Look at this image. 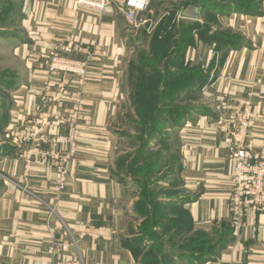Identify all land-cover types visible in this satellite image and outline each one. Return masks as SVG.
<instances>
[{"label": "crops", "instance_id": "crops-1", "mask_svg": "<svg viewBox=\"0 0 264 264\" xmlns=\"http://www.w3.org/2000/svg\"><path fill=\"white\" fill-rule=\"evenodd\" d=\"M76 1L21 2L22 21L16 25L24 32L2 40L21 65L10 74L5 72V78L0 72V92L6 95L0 101V264H47L50 260L55 264H137L124 239L125 189L113 170L128 56L122 33L125 0H110L103 13L79 10ZM243 1L241 11L227 13L228 1L198 0L195 16L187 15L193 14L190 7L183 12L185 19L199 22L204 14H215L241 37L237 46L224 48L218 73V67L213 72L215 61L202 67L213 60L212 45L199 40L196 33V46L186 52L207 76L202 96L193 104L195 115L189 114L177 130L178 173L183 191L192 197L180 204L190 211L192 231L216 237L214 228L222 223L226 230L214 257L194 264H264V209L234 218L228 202L232 189L228 152L236 120L231 106L223 105L224 99L255 91L248 140L252 154L262 146L264 135V0L250 5ZM208 2L221 6L201 9ZM57 45L65 48L69 58L88 63L78 150L59 198L54 170L38 154L36 141L43 134L67 135L75 128L73 104L65 94L75 91L76 80L68 74L51 75L47 69L48 53ZM46 80L53 86L50 104L42 110ZM52 244L56 245L54 256L47 252Z\"/></svg>", "mask_w": 264, "mask_h": 264}, {"label": "rangeland", "instance_id": "rangeland-1", "mask_svg": "<svg viewBox=\"0 0 264 264\" xmlns=\"http://www.w3.org/2000/svg\"><path fill=\"white\" fill-rule=\"evenodd\" d=\"M24 1L0 0V72L3 73L2 78H5V72L10 74L11 70H16L21 65V62L15 56L12 58L7 52L8 45L3 43L4 41L2 40L9 34L11 37H16L12 36L13 33L20 32L21 34L24 32L22 31L23 28H18V25H16L18 21H22V5L20 3ZM189 1L191 0H149L145 12H136L135 21L126 17V3L125 9L122 12V33L125 34L128 56L126 59L127 65L123 84L122 106L117 120L120 144L113 170L125 189L128 206L125 216L124 239L127 246L132 250L137 264H190L185 262L180 255L184 251V248L186 249V244L190 243L193 238L201 233V231L196 230L189 235L184 234L190 228L189 222H191V219L187 218V212L188 217H191L190 211L185 206H180V204H177L173 200L176 196L181 197L180 203L184 200L192 199L190 193L186 194L183 191L182 177L178 173L180 147L177 139V130L180 129L182 124L178 127L175 126L174 121L169 116L170 114L164 112V109L161 110V106L156 107L157 103L155 105L156 99L160 97L158 95L159 91H163L167 95L166 98H169L170 94L173 96L176 95V91H179L177 94H180V80L182 79L175 80L166 87L158 80H154L153 78H147L148 80H146L141 75L142 66L147 67L148 70L153 68V70L160 72L162 76H166L170 71L175 72L177 75H179V71L182 72L184 70L189 72V74L195 72V63L186 56L185 60L183 59L184 61L179 66H177L178 59L175 58L173 63L177 67L174 68L170 63L166 62L161 68L158 67L159 69H156L155 62H151V60H154V57H162V54L166 52V40L164 36H166L167 30H170L173 34L180 32L185 36L186 24L189 26L193 22L192 20L185 19L183 16L184 10L189 7ZM217 1H220L221 4H226L228 1L234 6H240L242 3L241 0ZM243 2L250 5L253 0H244ZM185 5L187 6L185 7ZM77 8L80 10L81 7L77 6ZM83 10L99 12L86 6ZM202 19L200 23L207 26L206 28L209 32L215 34L219 40L228 38L235 32L233 28H229L220 23L218 17V22L216 23L209 14H204ZM181 21L185 22L182 26ZM166 24L168 28H164ZM162 33L165 34L162 35ZM180 33L176 34V39L180 41L178 45H182L180 47H170V49L172 48V53L181 52L180 55L182 56L184 44L188 39H180ZM191 43L193 44L194 41ZM224 45L225 41L212 45L213 60L208 65H202L203 68L212 65L215 61L213 72L217 67V73L219 72V69L224 63V54L227 51V49H224ZM55 48H62L63 54L66 51L60 45L53 47L51 50ZM192 48L191 46L190 49ZM172 58L170 56V61ZM168 65H171L169 66L170 68ZM64 74L71 75L74 79H77L73 74ZM200 92L196 91L193 93L192 91H187L188 94H181L180 99L173 101V105L181 109H185L189 105L193 106L195 102L200 100L202 96V92ZM255 93V91H250L244 96L231 95V98L229 96L227 99H224L223 105L231 106L229 108L232 110L231 115L233 120H239L244 115L246 111L245 103L250 102L252 114L250 120L251 124H253ZM65 95L67 96L68 93ZM145 95H149V97ZM5 96L4 93L0 92V101L4 100L6 98ZM68 101L70 100L68 99ZM70 102L73 104L72 101ZM137 102L140 105L143 103V107L147 109L144 117L148 116L149 118L150 116L151 120H146L145 118L142 120L136 114ZM49 104L50 101L44 104L42 100V110H46ZM195 108H193V111L196 110ZM84 112L85 104L84 111L79 114L75 112V106L73 104V114L82 117L84 116ZM189 114H194V112L191 111ZM72 122L78 126L80 120H72ZM49 135V133H46L44 136L51 137ZM36 141L38 142L39 149H46L48 147L53 149L52 146L41 141L40 138ZM46 144L48 146H45ZM38 154L40 153L38 152ZM40 156L44 161L43 156L41 154ZM74 158L70 162H73ZM49 160L47 159L45 161L47 162ZM53 164L54 162L51 161L50 165L54 170ZM232 217L236 218L233 213ZM222 224V226L220 225L214 228L216 237L210 236L208 233L206 238L211 239V241L221 239L223 233L226 231L224 223ZM178 244L180 245L178 246ZM52 245L56 248L55 244ZM54 254L51 256H54ZM49 263L55 264L53 260H50L47 264Z\"/></svg>", "mask_w": 264, "mask_h": 264}, {"label": "built area", "instance_id": "built-area-1", "mask_svg": "<svg viewBox=\"0 0 264 264\" xmlns=\"http://www.w3.org/2000/svg\"><path fill=\"white\" fill-rule=\"evenodd\" d=\"M126 17L130 20L136 18V12H145L149 0H126ZM77 6L81 8H93L103 13L110 0H77ZM135 21V20H134ZM62 48H55L48 53L46 64L48 72L53 75L58 73H70L76 76L75 91L66 96V99L73 102L75 112L78 114L84 111V91L88 81V64L86 60H73L62 53ZM50 80L44 82V104L50 101L49 92L52 89ZM246 111L244 115L235 121L231 131V148L228 152V159L232 166L231 183L232 189L229 197V207L236 218H241L249 211L259 212L264 209V135L263 143L258 152L254 155L248 147V140L251 130V104L245 103ZM75 115V114H74ZM80 116L75 115L73 120H78ZM72 120V119H71ZM72 133L67 135L54 134L40 136V140L52 146L51 148L37 150L44 158L50 159L54 164V187L59 198L68 184V167L70 161L75 157L77 150V140L79 136L78 126L74 125ZM42 138V139H41ZM45 146H48L47 144ZM31 156L27 157V165L31 163ZM48 161V162H49ZM55 246L48 249V253H55ZM53 264V263H49Z\"/></svg>", "mask_w": 264, "mask_h": 264}, {"label": "trees", "instance_id": "trees-1", "mask_svg": "<svg viewBox=\"0 0 264 264\" xmlns=\"http://www.w3.org/2000/svg\"><path fill=\"white\" fill-rule=\"evenodd\" d=\"M192 1L193 0L189 1L190 4H192ZM190 4H189V7L191 6ZM228 4H230V5H228L229 8L226 7L227 13L229 12V9H232L233 11H235V9H239L238 11H241L240 7L243 6V5L234 6L232 3H228ZM209 5L221 6L219 3L213 4L211 2H208V5H207V3L205 5L202 4L201 9L203 7L205 8L206 6L209 7ZM186 6L187 5H185V7ZM230 7H232V8H230ZM220 10L222 11V9H220ZM209 15L211 16L212 20L215 23L218 22L215 14H209ZM180 23L182 26V25H184L183 23H185V22L181 21ZM186 25L187 26L185 28V32H186L185 36H183L180 32H178L181 34V37H179L180 39H182V38H184V40L188 39V41H186V43L184 44L182 56L180 55L181 52L172 53V50H171L172 48L170 49V47H176V46L180 47L182 45V44L178 45V43H180V41L176 39V34H178V33L173 34L172 32H170V30H167L166 36H164L165 40H166L165 41L166 52H164L162 54V57H154L153 58L154 60L150 59L151 62H153V61L155 62L156 69L161 68V66L166 64V62L170 63L173 66V68L179 66V64H182V62L185 60L186 52L188 51V49L191 46L192 47L196 46L194 33H196L198 35L199 40H202L209 45H215L217 43H222V41H225L224 46L227 48L232 47V46H237L239 44V41L241 40L240 35L234 34V33L231 36H229L228 38H224V39L219 40L217 38V36H215V34L209 32V30L206 28L207 26L201 24L199 21H193L189 26H188V24H186ZM164 28H168V25L166 24L164 26ZM182 32H184V30H182ZM164 34L165 33H162V35H164ZM164 37H162V38H164ZM191 40L194 41L193 44L191 43L192 42ZM170 56L173 57L171 59V61H170ZM175 58L178 59L177 66L175 63H173ZM213 64H214V62H213ZM171 65H168V67ZM194 69H195V72H192V74H189V72L184 70L182 72L179 71L178 72L179 75L175 74V72L170 71L169 73L166 74V76L165 75L162 76L160 72H157V70H153V68L151 70H148V68L145 66H142V68H141L142 78H145L146 80H148L147 78H153L154 80H158L159 82H161L166 87H168V85L172 84L175 80L182 79V80H180L181 81L180 82V85H181L180 89H181L182 93L180 92V94H177L179 91H176V95L173 96L172 94H170L169 98H166L167 95H165V93L163 91L162 92L159 91L158 95L160 97L157 98L155 101V105L157 103L156 107L161 106V110L164 109V112H166L167 114H170L169 116L174 121V123H175L174 125L177 127L180 126L183 122H185L188 119L187 117L189 115V112L193 111L194 105L193 106L189 105V107L191 106L193 108H191V107L189 108L187 106L188 108L185 107V109H181L177 106H174L173 101L180 99L181 94L187 95L188 94L187 91H192L193 93H195L196 91H201V87H203L204 84L206 83L205 76H207V75L205 74L203 68L201 66L195 65ZM145 96L149 97V95H145ZM135 111H136V114H138L142 120H144V118L146 120H151L150 116H149V118H148V116L144 117V113L147 111V109H145L143 107V103L140 105L137 102V107H136ZM197 111H201V109H199ZM180 199H181V197L176 196L173 200H175V202H177V204H180ZM181 205L182 204H180V206ZM187 218L191 219V217H188V212H187ZM189 223H190V228L187 229L186 233L184 232L185 235H189L190 233L193 232L192 231L193 230L192 221ZM207 235L208 234L205 233V231H201V233L197 237L193 238L190 241V243L186 244V246H185L186 249L184 248V251L180 255L185 262H188L190 264L206 262V261H208V259H212L214 257L213 255H215L217 247L219 245H221L223 242V240H222L223 236L221 239L216 241L217 243H213L211 241V239L206 238ZM125 244H126V242H125ZM179 245L180 244H178V246ZM132 254H133V252H132Z\"/></svg>", "mask_w": 264, "mask_h": 264}, {"label": "water", "instance_id": "water-1", "mask_svg": "<svg viewBox=\"0 0 264 264\" xmlns=\"http://www.w3.org/2000/svg\"><path fill=\"white\" fill-rule=\"evenodd\" d=\"M197 7H198V0H193V2H192V5L190 6V8L189 9H191V11H193V14L191 15V14H187L189 17L191 16V17H193V16H195V12H196V10H197ZM184 16H186V13L184 14Z\"/></svg>", "mask_w": 264, "mask_h": 264}, {"label": "bare ground", "instance_id": "bare-ground-1", "mask_svg": "<svg viewBox=\"0 0 264 264\" xmlns=\"http://www.w3.org/2000/svg\"><path fill=\"white\" fill-rule=\"evenodd\" d=\"M77 150H78V146H77ZM77 150H76V153H77ZM75 156H76V154H75Z\"/></svg>", "mask_w": 264, "mask_h": 264}]
</instances>
